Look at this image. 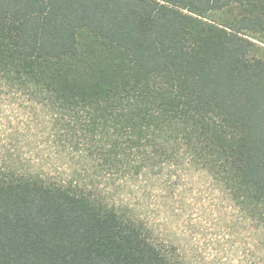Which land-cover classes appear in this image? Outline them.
Here are the masks:
<instances>
[{
    "label": "trees",
    "instance_id": "obj_1",
    "mask_svg": "<svg viewBox=\"0 0 264 264\" xmlns=\"http://www.w3.org/2000/svg\"><path fill=\"white\" fill-rule=\"evenodd\" d=\"M0 104V264H182L108 196L172 165L264 264V0H0Z\"/></svg>",
    "mask_w": 264,
    "mask_h": 264
},
{
    "label": "rangeland",
    "instance_id": "obj_2",
    "mask_svg": "<svg viewBox=\"0 0 264 264\" xmlns=\"http://www.w3.org/2000/svg\"><path fill=\"white\" fill-rule=\"evenodd\" d=\"M7 115L0 104V126ZM42 165L45 173L60 178H70L79 169L68 159L45 160ZM108 196L142 219L158 239L173 245L182 264L250 263L249 224L204 171L168 166L119 182L108 189Z\"/></svg>",
    "mask_w": 264,
    "mask_h": 264
}]
</instances>
